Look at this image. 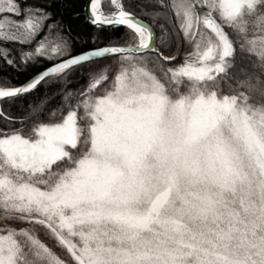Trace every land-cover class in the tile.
<instances>
[{
    "label": "snow or ice",
    "instance_id": "1",
    "mask_svg": "<svg viewBox=\"0 0 264 264\" xmlns=\"http://www.w3.org/2000/svg\"><path fill=\"white\" fill-rule=\"evenodd\" d=\"M0 40L50 64L0 76V264H264V0H0Z\"/></svg>",
    "mask_w": 264,
    "mask_h": 264
},
{
    "label": "trees",
    "instance_id": "2",
    "mask_svg": "<svg viewBox=\"0 0 264 264\" xmlns=\"http://www.w3.org/2000/svg\"><path fill=\"white\" fill-rule=\"evenodd\" d=\"M34 2L39 3L40 0H34ZM125 3L129 5H134L136 3V0H125ZM140 18L145 19V22L149 23L154 28V31L157 36V48L159 50H163L167 54L169 51H171L174 48V41L172 42L170 48H164L163 44L160 43V41L163 40L165 37L160 33L159 26L155 23V20L148 19L144 16H141ZM93 30H94V27L91 26L90 24L86 25L84 28L85 34L91 33ZM96 31L99 33L100 37H102V40H100L96 44H84L83 48L106 46L108 44L109 38L119 36L120 33L123 31V27L115 28V30L99 28V29H96ZM20 46L21 45L19 42H7V41L0 40V47L18 48ZM120 46H126V43L122 41ZM109 58L110 57H105L102 59L94 60V63L95 62H106ZM48 66H50V64L47 60H45L44 63L29 68L26 73L18 74L17 72L13 70V68L6 66L3 63V61L0 60V76L6 74L9 78H11L13 85H19L20 83H23L26 79H28L30 76L39 73L40 71H42L44 68ZM48 91L51 92V89H49ZM42 92H44V88L38 85V93H42ZM27 98L28 97H26V99ZM10 103L11 102L9 101L0 103V109H4V110L10 111L11 113L15 114L19 110L18 108L19 102L12 103L11 107H10ZM53 103H55V101H53Z\"/></svg>",
    "mask_w": 264,
    "mask_h": 264
},
{
    "label": "water",
    "instance_id": "3",
    "mask_svg": "<svg viewBox=\"0 0 264 264\" xmlns=\"http://www.w3.org/2000/svg\"><path fill=\"white\" fill-rule=\"evenodd\" d=\"M147 23V22H146ZM90 24V23H89ZM150 25V24H149ZM92 26V25H91ZM151 26V25H150ZM94 27V26H93ZM119 27H123V26H115V28H119ZM152 27V26H151ZM100 28H106V29H113L112 26H103L101 25ZM154 30V29H153ZM155 33V32H154ZM155 43H156V46H157V38H156V34H155ZM101 58H104V57H100V58H94V60H97V59H101ZM4 101H8L6 98H0V102H4Z\"/></svg>",
    "mask_w": 264,
    "mask_h": 264
},
{
    "label": "rangeland",
    "instance_id": "4",
    "mask_svg": "<svg viewBox=\"0 0 264 264\" xmlns=\"http://www.w3.org/2000/svg\"><path fill=\"white\" fill-rule=\"evenodd\" d=\"M152 26V25H151ZM153 28V27H152ZM154 29V28H153ZM157 38V37H156ZM102 59V58H101ZM4 102H7V101H4ZM4 102H1V103H4Z\"/></svg>",
    "mask_w": 264,
    "mask_h": 264
}]
</instances>
